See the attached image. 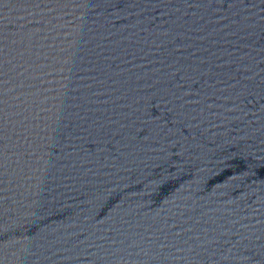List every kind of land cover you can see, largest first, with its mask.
<instances>
[{
  "label": "water",
  "instance_id": "95a60500",
  "mask_svg": "<svg viewBox=\"0 0 264 264\" xmlns=\"http://www.w3.org/2000/svg\"><path fill=\"white\" fill-rule=\"evenodd\" d=\"M0 264H264V0H0Z\"/></svg>",
  "mask_w": 264,
  "mask_h": 264
}]
</instances>
